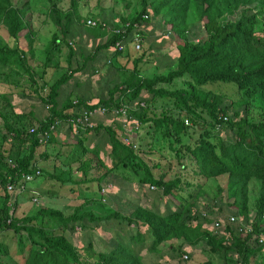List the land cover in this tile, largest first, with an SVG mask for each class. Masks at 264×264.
<instances>
[{
  "label": "trees",
  "instance_id": "16d2710c",
  "mask_svg": "<svg viewBox=\"0 0 264 264\" xmlns=\"http://www.w3.org/2000/svg\"><path fill=\"white\" fill-rule=\"evenodd\" d=\"M28 1L0 0V34L15 44L10 47L0 42V67L8 69L0 74L5 78L15 74L14 86L25 76L46 109L32 126L33 132L7 119L0 109L6 133L0 144H9L0 145V233L11 230L24 235L26 252L21 264H141L139 253L146 239L149 250L162 243L176 255L184 247L201 246L208 255L202 264H264V0H134V10L94 18V26L79 21L77 0H45L43 24L50 28L49 49L39 75L29 65L31 53L27 56L26 52L32 34L23 12ZM124 7L131 8L130 1ZM150 20L173 39L174 56L162 59V69L155 66L148 76L141 68L145 38L140 29ZM78 24L87 38L98 41L73 50L71 44L81 36L75 34ZM21 36L27 41L22 47ZM136 43L138 49H134ZM62 46L66 48L64 70L48 83L45 65L53 49L61 53ZM178 79L179 86L167 87ZM211 84L231 86L236 97L225 100L206 88ZM10 96L0 92L1 107L11 106ZM158 98L170 99L171 106L156 115L150 107ZM121 107L123 113L118 111ZM97 108L105 111L93 117L103 116V122L92 118L89 126L70 124L69 119L75 122L82 112ZM54 122L49 139L38 142L40 132ZM132 125H136L131 135L135 143L128 144L122 135ZM191 128L198 129L197 137L192 144H183ZM72 129L77 131L75 137L85 135L82 140L95 138L91 151L96 163L82 159L73 174L55 166L42 170L37 162L46 158L47 142L62 131L59 142L66 145L64 140ZM153 134L167 142L177 161L188 155L192 174L204 183L186 180L181 173L166 177L158 163L147 162L142 149L146 146L145 153L156 155L150 145ZM142 137H149L150 142L141 144ZM100 145L107 161L98 156ZM36 169L39 174L31 180L40 178L42 171L48 186L55 184L58 191L71 182L99 193L112 188L109 174L126 183L136 177L133 189L131 185L128 190L115 187L120 197L146 193L144 189L152 187L168 202L163 200L166 206L161 211L151 203L142 204V198L128 213L117 209L96 215L75 207L64 215L60 209L40 206L34 213L14 216L18 194L32 181L18 192L7 190L6 184ZM217 179L223 184L211 195L205 183ZM29 197L32 200L35 193ZM170 199L177 204L172 207ZM214 222L217 228L205 226ZM107 223L112 224L106 236L111 244L105 252L93 250L90 243L74 245L65 234ZM100 231V235L107 233ZM82 248L92 251L86 259L80 257ZM185 257L189 259L190 252Z\"/></svg>",
  "mask_w": 264,
  "mask_h": 264
},
{
  "label": "rangeland",
  "instance_id": "374dc122",
  "mask_svg": "<svg viewBox=\"0 0 264 264\" xmlns=\"http://www.w3.org/2000/svg\"><path fill=\"white\" fill-rule=\"evenodd\" d=\"M16 1V0H14ZM126 1H130V7H124ZM77 12L78 18L80 22L83 20H94V18L99 19H107L110 14H126L129 11L134 10V0H77ZM48 3L45 0H29L27 6L23 9L24 19L27 21L30 26L31 31V41L29 46V53H31L29 65L33 69L37 75L41 72V64L45 62V56L47 55V50L49 49L48 38L50 35V28H47L43 24L44 20V11L47 9ZM115 12V13H114ZM79 28L77 27L75 30V34H81L80 37L76 36L71 46H73V50H77L81 45L84 48H88L90 42H97L98 38L89 37L87 38L83 32H81L80 24ZM87 25V23H86ZM88 26V25H87ZM141 34L144 35V41L141 47V50H144L145 61L142 63V72L146 75H151L155 71V66H159V70L162 69V59H168L174 56L173 43L172 38L165 32V30L157 25V23L153 20H150V23L146 24V26L140 29ZM80 31V32H79ZM19 45L25 46L27 44L26 39H23V36L19 37ZM75 38V37H74ZM87 38V40L85 39ZM76 40V43H75ZM146 40V41H145ZM86 41V42H85ZM0 42L2 44H7L10 47H13L15 44L12 40L6 39L0 34ZM20 47V48H21ZM82 48V47H81ZM54 52L51 55V59L49 58L48 64L45 65V70H47V79L46 82L50 83L61 71L64 70L65 64L63 61V51H66V48L62 46V52L55 54ZM52 50V51H53ZM86 50V49H84ZM140 50V51H141ZM139 51V52H140ZM133 53V52H132ZM53 63L55 65H53ZM8 69L6 67H0V73H6ZM16 75L9 74L7 78H5L4 74H0V92L11 95L10 103L11 106L7 108H3L0 105V109L3 115L6 116L9 120H15L22 128H29L32 126H36V120L41 119L46 114V109L43 107L42 103L39 100L37 94L31 92V89L28 87V83L25 81V76L22 80L19 81V84L14 86L12 84L15 81ZM28 81V80H27ZM181 79L176 80L171 85L167 86L168 88H174L180 85ZM83 84V83H82ZM47 85L41 88V93L43 94L47 90ZM209 90L221 94L222 97L226 99H233L236 97V93L234 89L229 85L223 84H211L206 86ZM12 93L10 94V92ZM170 107L171 101L166 98H158L155 99L154 102L151 103V110L156 115L159 114V111L163 107ZM93 120L102 121L104 120L103 116L93 117ZM60 133V132H59ZM5 135L4 128L2 126V120L0 119V143L2 141V135ZM77 134L76 129H72L66 136L64 140L66 145H61L59 142V136H53L54 141L50 143L47 142L45 146L46 158L40 159L37 162L38 166H42V170H51L52 167L55 169L67 170L70 169L72 174L75 173L73 168L78 165V163L85 158L91 159L92 163H96V156L92 153V143L95 142V138L91 140L83 139L85 137L82 134ZM155 134V133H154ZM152 135L151 138L152 143L150 145L153 148V152H156V155H150L145 153L146 146H143V158L149 163H158L159 172L165 171L167 174L166 177L172 176V174L181 173L185 177L184 179L190 180L193 182H202L191 172V164L189 163V156L184 154L179 156V160L177 161V157L174 156L173 152L167 146V142L165 140L160 139L157 136ZM198 134V129L191 128L188 132V136L184 137L183 144L187 143L188 145L192 144L196 139ZM89 135V134H88ZM135 137V136H134ZM134 137H132L131 141L134 142ZM80 139L81 143H77ZM149 141V137H142L141 144ZM214 141V140H213ZM6 147L9 146L6 141L3 144H0ZM83 147L85 151H83ZM176 147V145H175ZM181 150L180 153H182ZM95 156V157H94ZM98 156L103 161H107V158L104 156V147L102 145L99 146ZM156 157H158L156 159ZM155 158V159H154ZM53 162V164H52ZM41 164V165H40ZM45 168V169H43ZM93 175L96 174L95 169L91 170ZM156 172V170H155ZM42 176V177H41ZM40 178L31 180L25 185V189L23 194H18L17 197V210L14 212V216L21 217L23 215H28L34 213V211L40 206H48L51 208L60 209L64 215L70 214L74 208H79L78 211L83 210H91L96 215L106 214L112 210H119L121 213H128L133 208L136 207L138 200L144 199L142 204H153L158 207L161 211L165 209L163 204V200L165 198L161 197L159 191L155 188H148L146 193H142L138 191L137 194H128L127 197H120L119 190L116 188L123 187L125 189H129L130 185L133 189V185L137 182L136 177H132L131 182H123L120 178L116 177L114 174L108 175L110 183L112 184V188L108 191H101L99 193L94 190H82L81 185L76 183H66L62 185V187L57 190V187L53 182V187H49V180L43 178V174L41 171ZM66 177V174L63 175ZM131 176V175H130ZM76 180H78L76 178ZM223 180H209L206 182L207 191H210L211 195H215V187L219 184H223ZM114 186V187H113ZM116 187V188H115ZM205 187V186H204ZM107 188H110L109 186ZM131 189V190H132ZM35 193V201L30 200L31 197L29 195L31 192ZM253 191V189H252ZM192 192V191H191ZM127 194V193H126ZM146 194V196H145ZM136 200V201H135ZM167 202L168 200L165 199ZM173 200V199H172ZM100 201V202H98ZM171 201V199H170ZM14 200L10 199V206L13 205ZM137 202V203H136ZM177 204V202L171 201V206L173 204ZM0 204H1V196H0ZM120 204L118 208L117 205ZM16 206V205H15ZM223 213H227V208L224 207ZM112 225V224H111ZM109 223L99 225L98 227H92L90 229L79 230L78 228L75 231L69 232L68 230L65 234L68 236L69 240L72 241L74 245H82L85 246L87 243L91 244V248L95 251L105 252L110 246L111 242L106 236L110 235V231L108 228L111 226ZM212 224L205 225L207 228L211 227ZM103 226V227H102ZM101 229H105V235H100L98 232ZM101 232V231H100ZM104 233V232H102ZM122 233V232H121ZM146 233V232H145ZM109 234V235H107ZM123 234V233H122ZM23 234L12 232L11 230L4 231L0 233V264H21L23 260V256L25 255L26 240L23 238ZM109 245V246H108ZM149 242L145 241V247L140 251L141 264H187L189 262H194L195 264H202V262L208 257L207 253L201 249V246L196 248L194 247H184L182 251L183 253H172L165 244H159L153 249H148ZM108 246V247H107ZM4 252V253H3ZM91 250H83L79 249L81 259H86L88 253L90 254ZM190 252L189 259H185L183 255ZM171 258L169 261L165 259ZM88 260H93V258L88 257ZM194 260V261H193Z\"/></svg>",
  "mask_w": 264,
  "mask_h": 264
},
{
  "label": "built area",
  "instance_id": "2783aa9c",
  "mask_svg": "<svg viewBox=\"0 0 264 264\" xmlns=\"http://www.w3.org/2000/svg\"><path fill=\"white\" fill-rule=\"evenodd\" d=\"M86 23L88 26H94L95 21L94 20L91 21L88 19V20H86L85 24ZM135 42L136 41H134V43ZM115 45L117 46L118 49L122 48V45H120L119 43H116ZM134 49H138L137 43L134 44ZM104 111H105L104 108H97V109H93L92 111L82 112L80 117L75 119V122L72 119H69V122L74 127L76 126L77 123H79L82 126H89V125H91V120H92L93 116L96 114H103ZM118 111L123 113L124 108L121 107L118 109ZM55 124H56V122L49 125L46 130H43L42 132H40L38 142H46L49 139L51 133L54 132ZM122 126L124 127L125 124H122ZM135 129H136V125H132V127H130V129H128V130L125 128L123 135H122V141L125 143H128V144H131V142H132L131 141V135H132V132L135 131ZM33 130H34L33 127L29 128V132H33ZM37 174H39V171L37 169L34 171L33 174H29V173L28 174H22L21 180H19L18 182H16V183L8 182L6 184V189L10 190V191L13 190V192L21 191V190H23L24 183L30 181L32 179L33 175H37ZM150 188H152V187H150ZM32 200L35 201V198H32ZM232 219L233 218L230 217V220H232ZM212 225L216 228L218 227L217 222L212 223ZM183 257L186 258L185 255H183Z\"/></svg>",
  "mask_w": 264,
  "mask_h": 264
},
{
  "label": "crops",
  "instance_id": "0c3cea01",
  "mask_svg": "<svg viewBox=\"0 0 264 264\" xmlns=\"http://www.w3.org/2000/svg\"><path fill=\"white\" fill-rule=\"evenodd\" d=\"M61 134H62V131L60 132V135H59V137L61 136ZM136 201V200H135ZM139 201V200H138Z\"/></svg>",
  "mask_w": 264,
  "mask_h": 264
}]
</instances>
